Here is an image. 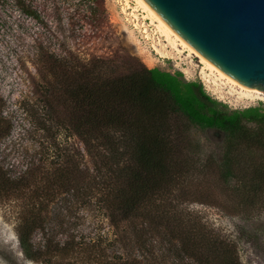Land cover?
<instances>
[{"label": "trees", "instance_id": "obj_1", "mask_svg": "<svg viewBox=\"0 0 264 264\" xmlns=\"http://www.w3.org/2000/svg\"><path fill=\"white\" fill-rule=\"evenodd\" d=\"M82 1L92 37L36 38L27 56L31 90L15 112L32 146L14 171L2 143L15 112L0 97V201L14 204L22 255L45 264H79L81 253L88 264H241L237 245L189 205L223 208L243 221L240 239L261 244L264 227L248 223L264 210V108L230 110L201 82L148 67L118 41L105 0ZM89 40L106 52L93 53ZM81 209L104 213L111 232L84 234Z\"/></svg>", "mask_w": 264, "mask_h": 264}, {"label": "rangeland", "instance_id": "obj_2", "mask_svg": "<svg viewBox=\"0 0 264 264\" xmlns=\"http://www.w3.org/2000/svg\"><path fill=\"white\" fill-rule=\"evenodd\" d=\"M25 2L37 12V18L23 13L13 0H0V97L5 101V111L9 113L16 111L17 103L31 90L26 70L28 68L33 71V67L27 56L36 38L47 39L53 34L70 35L73 31L76 35L87 34L92 37L90 22L84 16L85 3L82 0ZM105 7L118 41L148 67L172 74L181 72L185 80L201 82L212 98L226 104L230 110L264 108V92L244 91L221 78L203 63L196 50L198 55L162 34L157 23L139 7L136 0H105ZM88 48H92L93 53L97 54L106 52L99 40H89ZM19 113H14L15 130L12 136L2 143V162L13 171L29 162V153L26 152L32 146L31 141L22 135ZM202 138L211 142L220 140V136L211 134H202ZM11 202L0 201V264H45L28 261L22 255L16 230L17 215ZM189 206L210 226L237 245L241 264H264V240L261 244L253 245L246 239H240L237 227L244 223L239 217L209 204L193 203ZM80 214L84 219L80 221L79 228L84 234L91 233V237H94L99 232L106 235L111 232L104 213L81 209ZM248 224L264 227V210L257 213ZM40 236L37 234L34 241L39 242ZM74 260H78L79 264L89 263L83 253L72 259Z\"/></svg>", "mask_w": 264, "mask_h": 264}, {"label": "water", "instance_id": "obj_3", "mask_svg": "<svg viewBox=\"0 0 264 264\" xmlns=\"http://www.w3.org/2000/svg\"><path fill=\"white\" fill-rule=\"evenodd\" d=\"M201 56L264 92V0H145Z\"/></svg>", "mask_w": 264, "mask_h": 264}, {"label": "bare ground", "instance_id": "obj_4", "mask_svg": "<svg viewBox=\"0 0 264 264\" xmlns=\"http://www.w3.org/2000/svg\"><path fill=\"white\" fill-rule=\"evenodd\" d=\"M139 7H141L147 14L150 16V18L157 23L158 30L164 34L168 39H170L173 42H180L184 48H187L190 52L195 53L198 55V53L195 51V49L188 45L187 42H185L156 12L155 10L145 1V0H136ZM201 59L203 63L206 64L208 68H210L212 71H216L218 75L221 78L226 79L228 82H230L233 85L238 86L240 89L248 92H257V89H247L245 86L241 84H237L234 79L230 78V76H227L225 73H223L219 68H217L214 64L210 63L208 60H206L204 57L201 56Z\"/></svg>", "mask_w": 264, "mask_h": 264}]
</instances>
